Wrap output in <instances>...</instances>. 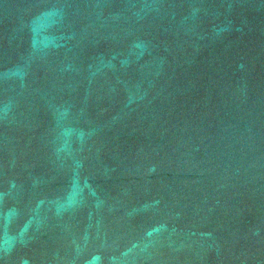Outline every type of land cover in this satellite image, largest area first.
<instances>
[{
	"label": "water",
	"instance_id": "obj_1",
	"mask_svg": "<svg viewBox=\"0 0 264 264\" xmlns=\"http://www.w3.org/2000/svg\"><path fill=\"white\" fill-rule=\"evenodd\" d=\"M0 264H264V0H0Z\"/></svg>",
	"mask_w": 264,
	"mask_h": 264
}]
</instances>
